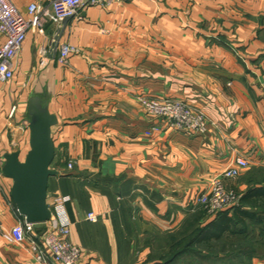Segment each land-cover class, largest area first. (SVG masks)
Listing matches in <instances>:
<instances>
[{
  "label": "crops",
  "instance_id": "crops-1",
  "mask_svg": "<svg viewBox=\"0 0 264 264\" xmlns=\"http://www.w3.org/2000/svg\"><path fill=\"white\" fill-rule=\"evenodd\" d=\"M42 1L11 0L23 13ZM62 44L79 50L67 66ZM142 93L187 100L207 114L209 132H155L161 120L137 102ZM263 94L264 0H128L31 29L14 79L0 82V223L9 231L25 219L3 168L7 154L23 161L29 152V103L40 97L57 118L47 202L70 198L82 264H162L159 243L162 254L179 248L166 264L200 260L201 230L214 243L223 224L195 203L213 178L243 156L249 168L225 186L244 196L264 188ZM250 203L243 209L253 213ZM229 261L264 264V251ZM0 264L37 262L0 234Z\"/></svg>",
  "mask_w": 264,
  "mask_h": 264
},
{
  "label": "built area",
  "instance_id": "built-area-1",
  "mask_svg": "<svg viewBox=\"0 0 264 264\" xmlns=\"http://www.w3.org/2000/svg\"><path fill=\"white\" fill-rule=\"evenodd\" d=\"M127 1L43 0L30 4L27 12L23 13L11 0H0V82L7 83L14 79L17 60L29 30L42 29L47 23L59 25L70 18L84 21L86 12L91 8L106 9ZM59 50V63L63 66L69 65L71 56L79 53L77 48L69 44H62ZM136 100L148 116L161 120V125L153 129L155 132L178 131L189 136H201L207 134L212 125L204 110L184 99L142 93L136 95ZM15 112L16 107L13 108L12 115ZM74 165L75 162L71 160L68 169L72 170ZM249 166L245 157H237L213 178L210 191L198 196L195 203L209 218L240 205L242 195L228 189L224 181L237 179L241 171ZM69 201L67 196L54 197L50 204L52 217L45 224H31L23 219L6 231L0 223V234L26 249L37 264H82V250L70 241L72 223L67 211ZM87 219L91 222L98 220L94 213H89Z\"/></svg>",
  "mask_w": 264,
  "mask_h": 264
},
{
  "label": "water",
  "instance_id": "water-1",
  "mask_svg": "<svg viewBox=\"0 0 264 264\" xmlns=\"http://www.w3.org/2000/svg\"><path fill=\"white\" fill-rule=\"evenodd\" d=\"M30 150L21 160L19 151L5 156L3 173L13 180L12 199L20 214L31 224H45L52 211L47 202L49 179L58 173L51 169L56 148L52 128L57 124L40 97L29 103Z\"/></svg>",
  "mask_w": 264,
  "mask_h": 264
},
{
  "label": "trees",
  "instance_id": "trees-1",
  "mask_svg": "<svg viewBox=\"0 0 264 264\" xmlns=\"http://www.w3.org/2000/svg\"><path fill=\"white\" fill-rule=\"evenodd\" d=\"M250 197L257 200L249 201ZM249 203L255 207V212L250 213L243 209L245 204ZM231 211L232 215H229L228 212H221L215 216L221 217L223 224L221 230L216 231L219 235L215 236L216 241L214 243H210L212 236L210 235L209 239L208 234L201 230V236L205 235L206 237L205 242L201 241L205 245L202 244L201 250L205 249L207 252H212L221 246L222 252L225 253L222 255L223 258L220 256L221 254L219 255L220 262L225 264H228L229 259L239 251L245 253L249 250H253V253L258 250L264 251V188L250 190L247 195H242L240 205ZM204 214L207 216L205 211ZM233 240L237 244H234ZM176 255L168 261L171 262Z\"/></svg>",
  "mask_w": 264,
  "mask_h": 264
},
{
  "label": "rangeland",
  "instance_id": "rangeland-1",
  "mask_svg": "<svg viewBox=\"0 0 264 264\" xmlns=\"http://www.w3.org/2000/svg\"><path fill=\"white\" fill-rule=\"evenodd\" d=\"M189 237H191V236H189ZM161 246L162 245H160V243L155 246L154 252H156V254L154 256L156 258L159 257V260L162 262V264H166V262L170 258H172L173 256H175L177 254L176 252L178 251L179 248L175 247V248L171 249V252H169L167 255V254H162V252L159 251ZM222 251H223V249L221 248V246H219L216 250H214L212 252H208L206 255L201 251V259L200 260L198 258H195V259L188 258L185 262L182 261V263H186V264H219L220 263L219 255L221 253L222 254L225 253ZM195 257H197V256L195 255ZM180 262H178V264H181Z\"/></svg>",
  "mask_w": 264,
  "mask_h": 264
}]
</instances>
